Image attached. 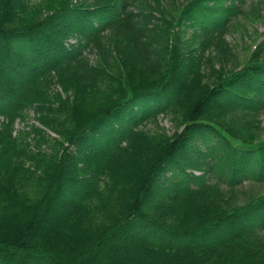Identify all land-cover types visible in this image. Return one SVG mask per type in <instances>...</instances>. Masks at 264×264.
Listing matches in <instances>:
<instances>
[{
  "label": "trees",
  "instance_id": "trees-1",
  "mask_svg": "<svg viewBox=\"0 0 264 264\" xmlns=\"http://www.w3.org/2000/svg\"><path fill=\"white\" fill-rule=\"evenodd\" d=\"M84 1L23 23L28 1L0 0V264H264V138L234 124L264 125V38L237 71L225 42L247 0ZM132 72L161 81L85 123L65 116L76 130L60 156L30 163L78 100L45 101L55 77L82 93ZM173 114L175 138L145 133Z\"/></svg>",
  "mask_w": 264,
  "mask_h": 264
},
{
  "label": "rangeland",
  "instance_id": "rangeland-1",
  "mask_svg": "<svg viewBox=\"0 0 264 264\" xmlns=\"http://www.w3.org/2000/svg\"><path fill=\"white\" fill-rule=\"evenodd\" d=\"M26 8H21L16 13L17 21L23 23H35L43 20L47 16L51 15L58 8L62 6H76L82 7L86 4L84 0H26ZM186 1V0H184ZM264 7V0H247L244 7V15H241L236 23L229 28V31L225 33V42L229 45L231 49L232 62L236 66L233 71H237L242 68L247 63V59L259 42L264 37V13L255 12L252 14L253 6L259 7V5ZM11 58H17L12 54V50L9 52ZM30 54H27V57ZM12 59V60H13ZM89 59L92 64L97 63V57L95 55H90ZM14 64L17 68L22 71L28 70V65L24 61L17 62L14 60ZM216 68V67H215ZM204 81L209 82L212 76V72H208L209 68H203ZM217 69V68H216ZM228 69V67H227ZM121 80H109L107 84L98 85V89L93 91L85 92H75V90H66L61 84V80L56 78L49 84V88H43L41 90V95L45 101H51L55 104L70 105L73 100L78 97L75 102V107L68 109V112L61 117V123H66L64 117L67 116L75 118V124L78 122L85 123L87 120L93 118L95 115L101 113L105 108L109 107L118 99H122L123 96H127L128 92L132 89L139 88L142 86H148L158 83L161 81V76L156 78H149L146 76H137L135 72H132L128 77L124 75L121 76ZM78 94V96H77ZM177 114V113H175ZM169 115L160 116L156 125H147L145 133H149L152 136H158L161 138L173 139L175 136L183 130V122L180 116ZM33 114L30 113L27 121L23 123H17L15 127L20 128L23 125L36 124L33 120ZM38 124V123H37ZM73 123L67 122L64 124V130L57 133L56 131H48L46 137L48 142H32L30 143V148H36L37 151L41 153H33V159L30 161L31 164L37 165L36 161L45 160V166H51L52 162L60 156V152L64 146H67V141L69 136L76 130V126ZM239 134L243 135L248 139L255 138L256 140H261L264 138V125H260V131L256 133H247L243 130L241 123L239 121L234 122ZM256 135V137H255ZM35 146V147H33ZM46 155V156H45ZM43 164V163H41ZM44 166V167H45ZM38 169L41 171L43 166L39 165ZM171 172H167V176H170ZM264 192V188H262ZM64 191L60 196L61 199L64 198ZM158 193V190L153 191L149 199H153ZM146 228L138 226L137 231L130 232L125 238H119L115 240L117 245L118 254L130 253L135 247L134 238L144 235ZM150 234V233H149ZM155 237V235L153 236Z\"/></svg>",
  "mask_w": 264,
  "mask_h": 264
}]
</instances>
